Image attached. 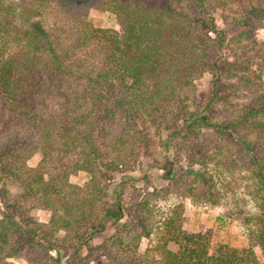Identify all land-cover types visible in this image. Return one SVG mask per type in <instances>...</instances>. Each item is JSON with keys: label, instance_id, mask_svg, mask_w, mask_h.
I'll use <instances>...</instances> for the list:
<instances>
[{"label": "trees", "instance_id": "obj_1", "mask_svg": "<svg viewBox=\"0 0 264 264\" xmlns=\"http://www.w3.org/2000/svg\"><path fill=\"white\" fill-rule=\"evenodd\" d=\"M89 9L110 12L120 29L95 27ZM217 11L231 15L226 28ZM261 27L264 0H0V105L23 121L0 151V264H261ZM155 153L167 182L147 187L146 174L131 172ZM210 165L245 171L251 183L246 247L213 246L209 229L183 228L182 202L159 205L211 199ZM78 172L88 177L81 186L69 182Z\"/></svg>", "mask_w": 264, "mask_h": 264}, {"label": "rangeland", "instance_id": "obj_2", "mask_svg": "<svg viewBox=\"0 0 264 264\" xmlns=\"http://www.w3.org/2000/svg\"><path fill=\"white\" fill-rule=\"evenodd\" d=\"M242 1V0H241ZM89 16L95 27L113 28L119 30L120 27L113 14L107 11H99L89 9ZM231 15H221L220 11L215 13V21L218 28H226L225 22L230 20ZM256 43H264V27L258 28L254 33ZM211 76L205 73L196 84L201 89V93L206 94L209 87ZM48 107V111L59 112V104L57 99L52 95H44L42 98ZM200 98L197 99V102ZM246 99L239 100L238 103H244ZM23 121L15 118L11 113L0 105V151L6 149L11 143V140L16 137V134L22 129ZM158 149V148H157ZM159 151V150H157ZM40 159L38 153L33 154L28 160V166H35ZM159 156L154 154V158H145L141 166L135 167L131 175L140 179L144 174L147 175L150 186H163L167 182L164 178V173L160 170L163 159L158 160ZM158 160V161H156ZM148 165L150 167H148ZM152 167V168H151ZM197 169V167H195ZM209 172L212 173L213 193L209 200H200L198 196L181 198L178 195H171L166 201H161L159 205L162 210H166L178 202L183 204V228L188 232H196L200 226L207 228L211 233V244H226L230 247L242 248L248 244V233L243 224L246 213L254 211V202L249 198L251 183L247 179L245 171H236L235 168L210 165ZM210 174H204V181H208ZM116 178V177H115ZM88 177L83 172H78L69 176V182L74 185H83ZM118 180V177L116 178ZM143 182H135L137 187H141ZM210 184V183H208ZM136 187L125 189V195L129 201H134L136 198ZM211 201H215L213 204ZM249 214V213H248ZM34 215L38 220L46 222L48 220V212L37 210ZM113 228L108 226L106 231L94 238L92 245H98L104 241L106 237L111 235ZM148 245V239L142 238L139 242V252L142 253ZM261 264H264V257L260 258ZM14 264H27L22 259H11Z\"/></svg>", "mask_w": 264, "mask_h": 264}]
</instances>
